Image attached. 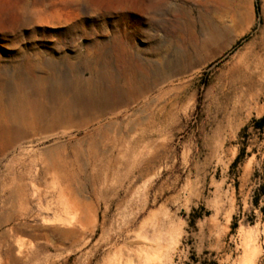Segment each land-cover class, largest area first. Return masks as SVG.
<instances>
[{
  "label": "rangeland",
  "instance_id": "374dc122",
  "mask_svg": "<svg viewBox=\"0 0 264 264\" xmlns=\"http://www.w3.org/2000/svg\"><path fill=\"white\" fill-rule=\"evenodd\" d=\"M130 33L134 100L0 139V264H264V0H0V127Z\"/></svg>",
  "mask_w": 264,
  "mask_h": 264
},
{
  "label": "bare ground",
  "instance_id": "6f19581e",
  "mask_svg": "<svg viewBox=\"0 0 264 264\" xmlns=\"http://www.w3.org/2000/svg\"><path fill=\"white\" fill-rule=\"evenodd\" d=\"M166 2L152 3V7L155 9L163 5L166 6ZM121 38L116 36L112 44L103 46L99 55L100 60H97L100 65L99 70L92 68L91 61L85 59L82 68L90 75L87 80L77 78L74 82L71 81L65 84L60 79L52 82L46 77H36L31 82V86L37 88L40 98L33 102H24L21 98L22 101H13L10 109L1 110V115H4L7 119L12 117V120H15L11 124L8 123L0 127V139L8 140L21 133L37 132L42 124L47 121L59 122L69 126L74 123L75 119L84 118L92 111L103 112L108 108H117L119 104L134 100L139 95V90L134 87L135 77L130 75L131 72H134L133 57L125 47L132 43L135 36L130 33L123 36L122 40ZM111 49L117 53V62L122 66L123 73L120 79L125 86L116 87L117 85H115L108 90L105 84L107 82L114 83L107 73V70L112 68L113 51ZM30 67H33V64L29 63ZM48 92H50L49 95ZM47 95L50 101H47V104L41 103Z\"/></svg>",
  "mask_w": 264,
  "mask_h": 264
},
{
  "label": "trees",
  "instance_id": "16d2710c",
  "mask_svg": "<svg viewBox=\"0 0 264 264\" xmlns=\"http://www.w3.org/2000/svg\"><path fill=\"white\" fill-rule=\"evenodd\" d=\"M253 127L256 131H259V132H264V116H262L261 118L259 119H255L253 120ZM248 129H249V126L245 127L242 131L243 135H246L247 132H248ZM246 142H244L243 146L241 147L240 149V152L237 156V158L235 159L232 167L236 166L241 160L242 158L245 157L246 155ZM206 264H217L216 261H212V262H209V263H206Z\"/></svg>",
  "mask_w": 264,
  "mask_h": 264
}]
</instances>
